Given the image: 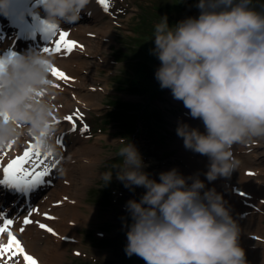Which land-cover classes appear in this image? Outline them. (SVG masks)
Here are the masks:
<instances>
[{
  "label": "clouds",
  "instance_id": "clouds-1",
  "mask_svg": "<svg viewBox=\"0 0 264 264\" xmlns=\"http://www.w3.org/2000/svg\"><path fill=\"white\" fill-rule=\"evenodd\" d=\"M92 0H40L45 25H75ZM10 0H0L7 14ZM199 15L169 26L167 16L154 25L160 61L155 78L170 89L205 131L180 121L176 134L184 147L209 158L207 181L228 178L238 168L232 146L264 138V6L253 0H198ZM151 38V39H152ZM53 58L37 50L0 56V148L21 135L35 137L42 152L57 151L50 69ZM118 149L122 165L115 178L130 190L125 253L145 264H248L239 239L241 227L223 196L206 188L199 174L162 171L159 180L130 140ZM104 184L113 171L101 174ZM190 181V183H189Z\"/></svg>",
  "mask_w": 264,
  "mask_h": 264
},
{
  "label": "rangeland",
  "instance_id": "rangeland-1",
  "mask_svg": "<svg viewBox=\"0 0 264 264\" xmlns=\"http://www.w3.org/2000/svg\"><path fill=\"white\" fill-rule=\"evenodd\" d=\"M153 3H157V0H109V10L105 12L103 19L100 21L110 23L113 28L112 33L106 37L99 33L94 38L93 43L83 45L84 49L81 48L84 52L83 56L76 59L67 57L70 65L72 64L71 67H80V73L78 76L72 77L74 78L72 82L66 83L64 86L61 84L60 89L56 88L55 90L53 87L55 92H61V97H57L53 103L63 106L64 104L59 102V99L70 98V92H73L71 88L94 90L97 93L90 100H86L91 105L74 107V111L76 109L80 110L83 119L77 118V131L67 130L65 135H61L63 137V147L57 144L58 148L66 150L75 137H83L89 139L90 143H96L97 141L102 149V158L98 163L96 174L82 190L83 195L80 198L83 200L81 208L85 215V222L76 229L79 243L70 245L67 249V264H87L89 262L92 264H145V261L136 255L126 257L124 250L127 244L128 225L132 222L131 216L125 207L126 202L130 199L139 200L146 189L135 187L134 191L130 190L115 178V169L122 165V158L116 155L118 149L123 146L120 143L121 140L125 142L130 140L135 144L147 165L144 171L149 173L151 178L159 180L160 172L174 167L182 175L189 176L188 169L190 165L184 159L183 139L176 134L178 122L187 120L183 102L174 99L170 89L159 87L162 92L157 93L154 99H151L145 92H136L130 88L121 89L122 87H119L117 82L118 77L129 69L130 62H134L138 56L134 51L138 49L137 43H141V40L136 41L133 39V36H136L134 30L143 25L144 12L141 13L142 8L150 9L151 5L149 4ZM198 15L199 9H192L191 5H188L186 14H177L173 17L181 21L189 16L196 17ZM7 21L6 23L9 24V21ZM148 22H151V20H148ZM93 24L99 23L92 18L89 11H82L81 19L73 26L86 27ZM15 33L13 39L16 41L18 33L17 31ZM12 36L9 38H12ZM99 42L102 43L103 47L101 45L99 47ZM26 45L29 46V43ZM150 46L154 48L155 45L151 43ZM13 47L12 45L11 48L13 49ZM140 50H142V47H140ZM60 59L58 57L56 61ZM53 65L62 68L57 62H53ZM157 68L154 67V70L156 71ZM113 101L132 104V113L139 115L134 134L123 132V128L119 127L118 123L109 122L110 118L106 115L111 109H114ZM145 105L151 106L150 113L147 110L140 111ZM190 119L193 120L192 117ZM84 124L88 125L87 131H79ZM59 137L60 134L57 131L54 140ZM253 147L264 148V138L254 139L247 144L232 146L236 153L235 158L239 163L238 168L228 177V185L223 197L226 206L230 208L231 215L235 220L243 223V228L247 226L248 218L243 214L242 209L237 206V192L240 195L241 193L240 188L234 182L239 173H245L242 171V166L247 158H250L252 162L248 171L254 173L253 180L255 185L261 188V191L258 193L259 200H248L246 207H256L264 213V157L256 156L251 151ZM60 160L58 158L56 161L60 162ZM72 163L74 166L71 167H73L75 174H79V162L74 161ZM108 171H113V179L108 184L103 185L105 182L101 174ZM61 174H63V170ZM59 175L53 181L44 184L43 190L40 188L37 193H34L30 200L32 205L36 204L38 199L49 189L56 188ZM72 183L75 184L74 181ZM108 188L113 191L112 196ZM40 190L44 194L40 195ZM243 192L247 193L244 189ZM248 193L251 196L257 194V192L251 193V191ZM1 194V213L5 214L6 217L15 215L17 210L23 206V203H18L15 199H8L6 193L1 192ZM22 209L20 212L23 211ZM253 214L256 215L255 212ZM255 218L258 221L256 216ZM262 223L264 224V218ZM102 239L104 240L102 243L98 242ZM108 241L109 243H107ZM241 241L239 243L244 249L246 257H255L251 254V251L254 250L256 254H259L260 259H264V234L254 232L250 237L241 239Z\"/></svg>",
  "mask_w": 264,
  "mask_h": 264
},
{
  "label": "bare ground",
  "instance_id": "bare-ground-1",
  "mask_svg": "<svg viewBox=\"0 0 264 264\" xmlns=\"http://www.w3.org/2000/svg\"><path fill=\"white\" fill-rule=\"evenodd\" d=\"M12 1L10 0V4ZM38 9L43 11L41 5H38ZM85 11H89V13L92 15V18L95 19L99 24H93L92 26L86 27H77L71 24H62L58 26V31H68L69 38L77 41L78 44L82 46L85 44L93 43L94 38L99 33H102L106 37L113 31L110 23L100 21L103 19L105 11L103 5H100L98 3V0H92L89 9ZM42 15L44 16V12L42 13ZM3 17V13H0V56L6 55L11 45H14L13 43L15 40L13 39V37L16 35V29L10 24L6 23ZM34 26H41V24L38 23ZM27 34L29 33L27 32ZM48 34L49 33H44L42 31L40 33L42 38L48 37ZM11 35H13L12 38H9ZM38 35L36 34V32L30 33L29 36H32V38H30L29 50H39L42 52V49L44 47L53 46V41L58 38V32L56 36L50 38L49 40H41ZM18 44L19 42L16 43V47H18ZM100 45L103 47L102 43L99 42V47ZM83 49L78 47L74 49L71 54L66 56L61 54L42 53L52 57L53 62L59 63V65L62 66V68L60 69H62L68 76L75 77L79 75L80 67H71L72 64L70 65L69 59L67 57L76 59L77 57L83 56ZM58 57L61 59L59 61H56ZM51 80L54 83H59L63 86L66 84L64 81H59L56 77L53 76H51ZM71 89L73 90V92H70V98H65L64 100L59 99V102H62L64 106L53 103V101L57 97H61V92H55V94L51 96V102L54 106V117L58 120H61V123L57 124V131L59 132L60 137L62 134L65 135L66 131L70 127V125L67 122L63 121L62 118L65 115L74 112L75 106L83 107L86 105H91V103L86 102V100H90V98L97 95L94 90L91 91L84 89ZM185 110V116L187 120H185L184 122L188 123L190 126L198 127L201 132H204L205 128L202 120H191L189 110L186 108ZM56 140H54L55 144ZM29 143H35V137L21 135L18 140L12 144V147L10 149L7 147L0 148V166L6 164L8 160L14 158L15 156L22 154L23 150L29 145ZM70 144L71 145L68 146L66 150H62V148L59 149L56 144L57 151L53 153L52 156L47 157V161L49 164L56 162L58 158L61 159L54 173L50 177L46 178V180L50 182L53 181L58 174H60L57 178L58 184L56 188L49 189L45 194L40 190L39 194L44 195L40 199H38V202L36 204L32 205L30 202L31 198L34 195L32 194V189H35L34 191L37 192L40 188H42L43 190V185L49 182H45L44 184H41L39 186L36 185L33 187L21 186L23 194H20L18 192H10L12 188H10L9 186L11 185L7 183H0V194L1 192L3 194L6 193L8 199L11 200H13L12 197L15 195H18V197L21 198L20 202L22 201L23 206L19 210H17L15 215L10 216V218L14 220V223L11 227L18 238L21 239L26 251L38 260V264H67V249L70 245L79 243V237L76 229H78V227L85 222V215L81 208L83 205V200L80 197L83 195L82 190L84 189L85 185L89 183V181L96 174L98 163L102 158V149L97 141L96 143H90L89 139L83 137H75L74 141ZM251 151L256 156L264 157L263 147H253L251 148ZM232 152L233 156L236 157V153L233 149ZM4 153H7V155H4ZM183 155L186 162L190 165L188 169L189 176L193 174H199V178L201 180H204L206 188H215V190L224 197L228 185V178L218 177L215 181L209 182L204 175L208 170L209 158L205 155H201L188 150L185 147H183ZM74 161L79 162V174H75L73 167H71L74 166V164L72 163ZM251 164L252 162L250 158L244 160L242 171L245 173H239L234 182V184L240 188L241 193L240 195L237 192V206L242 209L243 214L248 218V224L247 226H245V228L242 227L243 223L237 221L241 227L239 242L241 241V239L250 237L254 232H256L257 234L258 232L259 234H264V224L262 223L264 213L256 207H246V202L248 200H259L258 193L261 191V188L258 185H255V182L253 180L254 175L248 174V170H250ZM61 169L63 170V174H61ZM0 178H2V173H0ZM72 181H74L75 184L72 183ZM15 188H17V186H15ZM243 189L244 191L246 190L247 193H244ZM24 191H26L25 194ZM249 191H251V193L257 192V194L251 196L248 193ZM18 197L15 200H18ZM27 197L30 200L26 202ZM65 197H67V200L64 199ZM57 201L64 202L60 205H57ZM21 209L23 210L22 212H20ZM31 209L39 210L38 212L31 213L30 219H32L34 223L23 225V219L25 216L29 215V211ZM45 212L56 217V219H48L45 215H43ZM254 212L256 213V215L253 214ZM255 216L258 218V221L256 220ZM35 221L47 224L48 226L52 227L59 235H53L47 232L45 229H41L38 224L35 223ZM22 226L25 228V231L23 233H20L19 229ZM3 238L6 242V234H4ZM251 254L255 257H246L248 264H264V259H260L258 253L256 254L255 251L252 250ZM19 259L21 261V264H24L23 258L19 257Z\"/></svg>",
  "mask_w": 264,
  "mask_h": 264
},
{
  "label": "snow or ice",
  "instance_id": "snow-or-ice-1",
  "mask_svg": "<svg viewBox=\"0 0 264 264\" xmlns=\"http://www.w3.org/2000/svg\"><path fill=\"white\" fill-rule=\"evenodd\" d=\"M100 5H103L104 11L109 10V0H98ZM45 30L51 33V36L54 37L57 35L58 38L53 41V46H46L42 49L43 53H53L61 55H69L74 49L80 47L77 41L69 38L68 31H58V26L56 25H45ZM50 74L53 77H56L59 81H64L65 83H70L74 78L68 76L63 70L59 67L52 65L50 69ZM52 87L60 89L61 84L54 83L51 81ZM77 118L83 119V114L79 109H76L74 112L65 115L62 120L67 122L70 127L68 131L75 132L77 131ZM56 124L61 123V120H58L54 117ZM88 125L84 124L79 131L86 132ZM12 143L7 145V148L12 147ZM56 144L63 147V137L56 140ZM7 155V153H4ZM51 152H42L40 150L37 139L35 138V143H29V145L23 150L22 154L15 156L14 158L8 160L6 164L0 166V173H2V178H0V183H7L9 185L15 186H24V187H33L36 185L44 184L49 182L46 178L50 177L59 161H56L52 164H49L47 157L52 156ZM62 170V169H61ZM249 175H254V173L249 172ZM67 200V197L64 198ZM64 201H57V205L62 204ZM74 203V201H73ZM38 209H31L29 215L25 216L23 219V225H29L34 223L30 219L32 212H38ZM45 215L48 219L54 220L56 217L45 212ZM14 220L11 218H5V214L0 213V264H21L19 257L23 258L24 264H38V260L28 253L22 244L21 239L18 238L16 233L12 230V225ZM36 224L41 229H45L47 232L53 235H59L55 230L48 226L47 224L35 221ZM74 223V222H73ZM25 228L22 226L19 229L20 233H23ZM4 234H6V242L4 241Z\"/></svg>",
  "mask_w": 264,
  "mask_h": 264
},
{
  "label": "trees",
  "instance_id": "trees-1",
  "mask_svg": "<svg viewBox=\"0 0 264 264\" xmlns=\"http://www.w3.org/2000/svg\"><path fill=\"white\" fill-rule=\"evenodd\" d=\"M197 3L198 0H157V3L149 4L151 5L150 9L146 7L142 8L141 13L144 12L143 25L134 30V35L136 36H133V39L136 41L141 40V43H137L138 49L134 51L138 56L134 62H130L129 69L118 77L117 82L119 87H122L121 89L130 88L134 89L136 92L142 91L149 95L151 99H154L157 93L162 92L160 91V85L154 74V67H159L160 61L155 55L150 54V49H152L150 45L154 43V38H152L154 25L158 23L163 16H167L169 26L175 25L179 21L173 16L177 14H186V7H188V5H191L192 9H198L196 7ZM253 5L257 10H260V8L264 6V0H253ZM148 20H151V22H148ZM140 47H142V50H140ZM113 105L114 109H111L106 115V117L110 118L109 122L118 123L119 127L123 128V132L134 134L139 115L137 113H132V104L113 101ZM143 107L144 108L140 111L144 112V110H147L148 113H150L151 106L145 105ZM145 116L148 118L146 113ZM110 193L112 196L113 191L111 189ZM102 241L104 240H98L100 243H102ZM107 243H109V241ZM87 264L92 263L89 262Z\"/></svg>",
  "mask_w": 264,
  "mask_h": 264
}]
</instances>
